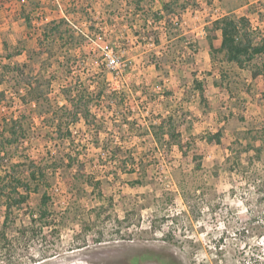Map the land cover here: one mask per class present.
<instances>
[{"label":"rangeland","instance_id":"1","mask_svg":"<svg viewBox=\"0 0 264 264\" xmlns=\"http://www.w3.org/2000/svg\"><path fill=\"white\" fill-rule=\"evenodd\" d=\"M134 1L0 0V122L28 113L20 98L30 97L27 75L40 110L48 104L70 132L59 140L50 117H35L14 151V162L57 167L49 193L60 221L58 238L16 245L14 263L264 264V98L262 78L251 76L264 59L239 67L207 47L212 22L224 14L248 17L256 42L264 35V0H146L142 11ZM60 19L69 26L59 31L74 30L73 38L53 33L51 52L40 54L43 27ZM107 54L117 59L114 70L105 66ZM103 78L102 96L89 106L93 126L86 128L82 111L74 123V111H57L66 105L63 90L95 93ZM194 79L203 83L204 102ZM168 117L183 153L152 129ZM218 131L220 144L206 141ZM80 163V175L100 181L97 188L80 175L76 181ZM37 205L31 195L17 225ZM145 253L151 256L134 262Z\"/></svg>","mask_w":264,"mask_h":264},{"label":"trees","instance_id":"2","mask_svg":"<svg viewBox=\"0 0 264 264\" xmlns=\"http://www.w3.org/2000/svg\"><path fill=\"white\" fill-rule=\"evenodd\" d=\"M144 1L146 0L134 1V7L137 8L136 10L139 9L142 11L139 7ZM186 1L189 2V0ZM36 4L38 5V3ZM170 6L165 5L162 10H166L167 7H169L170 10ZM182 9L185 11L187 7H182ZM155 18L158 20L162 19L161 13L156 12ZM26 24L31 26V20L29 17L26 19ZM61 24L69 26L68 20L60 19V21H50L43 27L44 39L39 43L40 54L51 52L50 46L53 42V33L59 35L60 38H62V34L64 36L68 33L69 37L73 38L74 30L70 31V29H64L63 31H59ZM212 27L213 29L210 32L211 41L207 46L210 55H213V50L223 53L226 62L234 63L239 67H243L245 63H250L256 56H261L264 59V35L254 42V34L250 29V20L248 17L241 16L236 18L231 14H224L212 22ZM47 30H49V33H47ZM214 41L219 42L218 47H215ZM4 68L11 69L12 71L14 70V67L11 68L8 65ZM16 71L19 72V69L16 68ZM18 75L19 74L16 73L15 76H13L15 82L17 81L16 76ZM21 75L24 74L21 73ZM251 76L252 78L259 76L262 78V85L258 90L262 98H264V60L259 66L253 68ZM29 79L30 77L26 75V79L24 80L22 78L21 80L26 82L25 86L28 88L27 95L30 97L27 98L26 95L20 97L23 104L21 107L22 112L24 113L27 110L28 113L20 114L18 117L11 116L9 118H4L0 122V262H3V264H15L14 262L17 258L16 245H19L20 242L28 241V239L35 241L39 238L41 240L54 237L58 238L60 232V221L56 218V215L52 210V198L49 193V179L52 177L51 174H55L57 167H48L49 165L40 162L29 161L26 157H24L23 162H14V151H17L19 144H23L27 139L32 121L35 117L38 118L39 116L42 118L47 115V117H50L49 126L56 130L60 136L59 140L63 141L70 138L68 126L62 128V123L56 124V115L55 113H52L50 110L51 107L48 104L44 103L48 107L45 111L40 110L42 104L40 103L39 98H41V96H38V89L33 87V83H31V80ZM1 82L2 79H0V83ZM102 82H105L104 78L97 83V87L100 89L95 93L89 92L88 89L83 86L63 90L66 105H62L57 111H61L62 115H65L68 111H74V119H72L73 123L78 120L77 113L82 111L84 114L82 118L85 120L86 128H90L93 125L88 121L90 115L89 106L94 100H99L101 98L103 93ZM193 87L199 92L200 100L204 102L203 83L194 79ZM5 98V92L0 91V107L5 103ZM110 98L116 99L115 93H112ZM114 104L117 108L121 107V101L117 102V104L114 102ZM30 106L31 108L28 109ZM19 113H21V110ZM92 121L94 124L95 118H93ZM152 129L159 131L161 135L166 134L169 137V140L166 143V146L169 149L176 146L181 151L183 150L181 137L176 131L172 117L160 119L159 125L156 127L152 126ZM61 130H64V135L60 133ZM220 139L221 136L219 131L206 136V141L214 142L215 144H220ZM74 161H76L75 157L69 155L68 168H72ZM77 165L76 181H80L81 178H78V175L83 173L84 165L82 163ZM122 168H125L124 163L122 164ZM129 172L132 173L134 171ZM80 176L84 177L81 181L84 183L87 182L93 189L100 185V181L98 180L94 181V179L84 174ZM31 195L38 196V205L35 211L25 215L28 220L27 223L21 221L20 225H17L19 212L23 211L24 207H27ZM149 256L151 255L148 253L141 254L134 259V262H138ZM161 264L177 263L164 258L161 260Z\"/></svg>","mask_w":264,"mask_h":264},{"label":"built area","instance_id":"3","mask_svg":"<svg viewBox=\"0 0 264 264\" xmlns=\"http://www.w3.org/2000/svg\"><path fill=\"white\" fill-rule=\"evenodd\" d=\"M251 30L252 31L256 30V27H251ZM117 64H118L117 59L113 55L107 54V57L105 59V66L109 70H114L116 68Z\"/></svg>","mask_w":264,"mask_h":264},{"label":"crops","instance_id":"4","mask_svg":"<svg viewBox=\"0 0 264 264\" xmlns=\"http://www.w3.org/2000/svg\"><path fill=\"white\" fill-rule=\"evenodd\" d=\"M83 24H85V23H83Z\"/></svg>","mask_w":264,"mask_h":264}]
</instances>
